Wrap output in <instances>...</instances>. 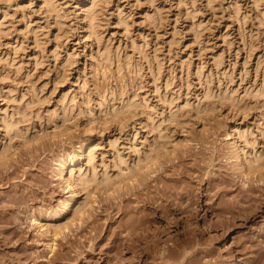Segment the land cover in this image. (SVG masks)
Wrapping results in <instances>:
<instances>
[{
	"label": "rangeland",
	"instance_id": "rangeland-1",
	"mask_svg": "<svg viewBox=\"0 0 264 264\" xmlns=\"http://www.w3.org/2000/svg\"><path fill=\"white\" fill-rule=\"evenodd\" d=\"M245 158L264 167V0H0V237L7 227L21 235L11 253L47 260L54 242V264H108L98 251L109 254L110 231L142 198L191 185L201 204L186 257L264 264V178ZM143 163L144 177L118 191L75 187L53 219L70 175ZM45 216L56 230L34 223Z\"/></svg>",
	"mask_w": 264,
	"mask_h": 264
},
{
	"label": "bare ground",
	"instance_id": "bare-ground-1",
	"mask_svg": "<svg viewBox=\"0 0 264 264\" xmlns=\"http://www.w3.org/2000/svg\"><path fill=\"white\" fill-rule=\"evenodd\" d=\"M93 4L95 5V3H93ZM93 4H91V5L94 8ZM91 5L88 8L87 7L83 8V10L85 12V18L87 19V22L90 26L93 25L92 23H93V20L95 18L93 16V13H94L93 10L94 9H92ZM80 148H81V150H83L85 148V145L81 144ZM88 157L92 158V150L88 151ZM1 163L5 164L6 163L5 159ZM260 163L254 164V163H252V161L250 159L247 158L245 160V164H243V165L246 166L245 169L248 172L259 171V170L263 171L264 167H263V165H262L263 168L260 167L261 166ZM145 165L147 166L146 163L141 164L138 168L133 169V170H135V172H131L130 174L118 173L117 175L112 176V175L108 174L107 172H105L102 175V177L99 179L97 177H93L90 180V179H88V177L86 175L85 176L79 175L76 178H72L70 175L69 176L70 181L68 182L69 189L71 191L70 196L68 197V200L65 202V204L62 205L60 210L54 212L53 219H56L57 217H60L63 214H65L66 211L68 210V208L70 207V205L73 204V202H75V200H76L75 187L81 188L84 190H86V189L88 190V189H90L89 184H88L89 181L90 182L91 181H95V182L97 181L96 183L94 182L96 185H98V187L96 186L97 189L103 188L107 192L118 191L120 188H122V186L129 185V178L130 177H132V176H133V178L144 177V175L141 174L140 171H142V169L144 168ZM243 165L238 166V168L240 170H242L244 168V167H242ZM65 168H66V164L63 163L61 165V168H60V173L63 172L65 170ZM262 171H260L261 174H260V172H259V174H260V177L263 179L264 178L263 177L264 172H262ZM183 186H181V189L176 188L174 190L175 193L171 192L170 195H167V193L162 192L158 195L159 197L150 196V198H142L140 200L141 204H138L135 207L134 214L129 216L124 222L121 221L119 223V225H117L114 230L110 231V233L112 232L111 234L109 233V235H108V240H110V244L107 243L109 245V247H107L109 249V252H108L109 254L104 255L105 253L103 254L102 249H100L101 251H98V254L100 255V257H99V255L97 256V253H95V251H94L95 249H93V247H92L91 249L93 251L90 250L92 253H89L88 256H92L94 259H96V257L101 258V256H102V258L107 260L108 264H173L174 263L173 261H175V262L179 261L178 258H176L178 261L172 259L173 254L175 255V257L178 256L181 258V256H183L182 258L186 259V261H184V263H182V261H181L179 264H192L194 262L197 263V261H195L197 259H198V262H200L199 256H198L199 258H197V259L192 254H190L188 257H186V255L189 254V253L186 254L187 248L191 244H195L194 242L192 243V237H191V234H192V232L194 233V231H192L190 234L186 230L191 231L193 229V227H195V226H193L192 228H190L189 225L191 223H193L191 221H193L195 218L198 217L197 216V211H198L197 208L198 207L196 205L201 204V202H200L201 198L198 199V195H200L201 193L196 194V192H194V190H193L194 186H191V185H187L188 187H186V186L183 187ZM190 187H193V188H190ZM212 188H213V186L210 187V189H212ZM261 191H263V190H261ZM220 194L221 193L217 190L213 195H215V196L219 195L220 196ZM171 196H174L175 199H171ZM261 196L263 197L262 193H261ZM261 196H259V197H261ZM177 197H178V200H177ZM159 198H161V201H159ZM216 201H217V199H216ZM260 201H261V203H260V207H261L264 204V199H262ZM214 204L215 203L213 202V205ZM80 205H82V204H80ZM82 206H84V205H82ZM82 206L81 207L78 206L75 211L77 212L80 208H83ZM252 210H253V211H251L252 215L247 218L248 221H250V220L254 221V219L257 216V213L253 214L254 209H252ZM75 211H74V213H75ZM257 211H258V207H257ZM3 217H2V219L0 218V221H2V222H4V219H5ZM49 217L50 216L44 217V219L46 220L45 223H41V221H39L37 218H33V221H34V223L40 224L41 226L45 227L46 231L48 230L49 227L56 230V227L53 224L51 225V222L53 221V219H51ZM220 217H221V214H220ZM220 217H218V221L220 222V220H221L220 224L219 225L217 223L216 224L219 227L222 226L221 228L227 227L229 229V227H231V224H233V223H229V222L227 223V221L223 218L225 220V222H224V220L222 218L220 219ZM5 220H7V219H5ZM49 222H50V224H49ZM159 222H163L164 226L155 225V223H159ZM194 222H195V220H194ZM245 223H246V221H245ZM217 225H216V227L219 228ZM180 228L185 230L188 233L187 235L190 234V236H187L184 232V234L187 236V238H186V236H184V238H181L179 236V234H180L179 229ZM198 229H200V228L198 227ZM5 231H6V235L3 234V236L0 237V264H28L32 260L35 261L39 257V255L41 257V254L39 252H38L39 254L36 252L38 255L37 254L35 255L34 251L24 249V248H23V250H21L19 252L17 251L18 252V253L16 252L17 254L11 253V252H13L11 250V249H13V247L10 248L12 245L11 243H14L16 245L15 242H18L21 239V237H20L21 235L19 236V238L17 237V239L14 240L17 236V231L15 229H12L11 227L5 228ZM202 231L204 232V229H202ZM202 231H199V232H202ZM55 232H57V231H55ZM173 232H176V234L174 233L175 235L173 237H171L170 233H173ZM57 235L58 234L55 233V236H57ZM109 236H110V239H109ZM166 236H168L167 239L166 238L163 239ZM252 236L255 237V235H251V237ZM195 237H196V235H195ZM195 237L193 236V241H194ZM251 237L249 238L250 240L253 238V237L252 238ZM105 239L107 240V238H105ZM199 240H200V238H199ZM201 240H202V238H201ZM255 241L257 243L259 240L256 239ZM80 242L81 241H79V243ZM167 242H172V243H170L171 246H169V247L166 246L164 248L161 247V245L163 243L165 244ZM195 242H196V240H195ZM196 243H198V240ZM97 244L95 243L94 245H97ZM188 244H190V245H188ZM198 244H200V243H198ZM15 245H13V246H15ZM30 245L31 244H29L28 246H30ZM99 245H98V248H99ZM257 245L258 244H256V247H257ZM249 246H250V244H249ZM25 247H27L26 244H25ZM94 247L96 248V246H94ZM49 248H50V251H48L49 253L50 252L53 253L54 251H56L55 250V243L52 242L50 244ZM33 250H35V249H33ZM76 250H75V254L80 252V251L76 252ZM198 251H199V249H198ZM198 251H197V253H198ZM81 252H82V250H81ZM81 252H80V254H81ZM260 252H262V251H260ZM49 253H48V258H49V256L51 257V255H53L52 253H50V254ZM55 254H56V252L54 253L53 257H55ZM80 254H77V255H80ZM44 255L46 256V254H44ZM61 255H63V254H61ZM257 255L261 258L262 253H261V255H259V253ZM68 256H65L64 258L68 259ZM166 256H167V258H166ZM53 257H51V259L49 258L51 261L48 258H47V260H46V258H44V259L40 258V260L38 258V261H36V263L40 264V262H41V264H45V262L47 263V261H50L49 263L54 264L55 259L58 260L57 258H60V256H57L55 258H53ZM150 257H152L153 259H149ZM196 257H197V255H196ZM259 257H258V259H260ZM94 259H92V260L94 261ZM148 260L154 261V262H148ZM43 261H44V263H42ZM59 261H61V260H59ZM63 261L64 260L62 259V261H61L62 264H63ZM97 261H99V260L97 259ZM217 261H219V259H217ZM90 262H92V261H90ZM90 262H89V264H90ZM49 263H47V264H49ZM61 263H59V264H61ZM94 263H97V262H94ZM212 263L218 264L215 262H212Z\"/></svg>",
	"mask_w": 264,
	"mask_h": 264
}]
</instances>
